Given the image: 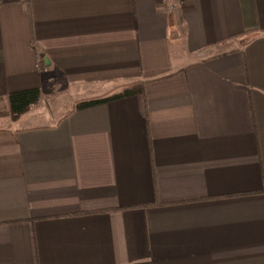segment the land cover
<instances>
[{
	"label": "crops",
	"instance_id": "0c3cea01",
	"mask_svg": "<svg viewBox=\"0 0 264 264\" xmlns=\"http://www.w3.org/2000/svg\"><path fill=\"white\" fill-rule=\"evenodd\" d=\"M0 264H264V0H0Z\"/></svg>",
	"mask_w": 264,
	"mask_h": 264
},
{
	"label": "trees",
	"instance_id": "16d2710c",
	"mask_svg": "<svg viewBox=\"0 0 264 264\" xmlns=\"http://www.w3.org/2000/svg\"><path fill=\"white\" fill-rule=\"evenodd\" d=\"M135 92H137L136 88L125 86L120 89L114 90L104 96L78 101L76 107L79 109L87 108L112 99L131 95ZM40 95L41 91L38 88L12 92L9 96V103L13 118H17L25 111H27L32 104L36 103L39 100Z\"/></svg>",
	"mask_w": 264,
	"mask_h": 264
}]
</instances>
